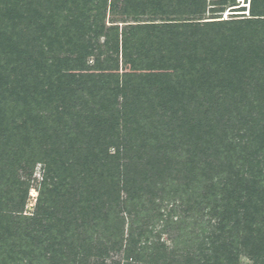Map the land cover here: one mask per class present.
I'll list each match as a JSON object with an SVG mask.
<instances>
[{
    "label": "trees",
    "instance_id": "obj_1",
    "mask_svg": "<svg viewBox=\"0 0 264 264\" xmlns=\"http://www.w3.org/2000/svg\"><path fill=\"white\" fill-rule=\"evenodd\" d=\"M21 1L32 5L30 41L16 30L24 14L18 6L0 14V264L44 256L69 264L77 248L80 264L121 249L131 261L124 264H148L145 247L135 252L133 240L149 226L143 216L167 204L174 206L166 224L199 249L186 264H236L237 253L201 249L208 241L216 248L220 238L204 229V217L210 225L218 216L210 203L245 216L249 256L264 264V53L257 35L239 31L244 22L223 23L228 33L219 36L214 22L102 21L107 10L170 15L165 0H115L120 8L112 0ZM175 4L187 9L181 14L204 7ZM37 163L44 172L26 214L27 178ZM110 213L126 233L116 227L103 245ZM213 224L227 226L225 219Z\"/></svg>",
    "mask_w": 264,
    "mask_h": 264
},
{
    "label": "rangeland",
    "instance_id": "obj_2",
    "mask_svg": "<svg viewBox=\"0 0 264 264\" xmlns=\"http://www.w3.org/2000/svg\"><path fill=\"white\" fill-rule=\"evenodd\" d=\"M108 4L110 3L111 0H107ZM160 1V0H157ZM176 1H181V0H165L164 5L167 6L171 12L170 15H153L147 11L144 12V15H139V16H134V18H128L125 15L118 14L115 12H110L107 10L105 17H103L102 21L105 23L106 26H111V25H118L122 26L125 24H132V21H139L137 24H156V23H162L165 21H161L164 19H171V20H176L172 21L173 23H187V22H192V23H200L198 25H202V23L205 22H214L215 24H219V27H215L216 29L214 30V34H219V36L227 34L228 31H226L225 27L227 25H223V23H230V22H244L242 24H239L238 30L241 31V27L245 29V33L247 34H254L257 35L258 37V42H257V51L261 54L264 53V20H245V19H258L261 17L264 18V0H183L187 3V5H190V3L194 2H201L203 4V12L201 14H181L179 11L181 9H184L187 11L186 8H176ZM29 1L20 2L18 1H10L8 0H0V14L2 16H6L5 10L7 6H18L19 11L18 12H23L24 14L22 15V21L20 22V25L16 27V30L21 33V35L27 38L28 41H30L31 37H27V26H28V21L27 20L29 17L31 18L33 15V10L30 8L31 6H27V3ZM112 2H115V6L120 8L121 6L119 3L115 0H112ZM120 6V7H119ZM166 8V7H165ZM253 10V11H252ZM121 11V9H120ZM182 11V10H181ZM17 12V13H18ZM151 12V11H150ZM178 14H175V13ZM183 13H185L183 11ZM252 15H257L252 17ZM6 18V17H5ZM5 18H3L5 20ZM246 21V23H245ZM251 21V22H250ZM1 25L3 24V20L0 19ZM134 23V22H133ZM249 24V25H248ZM203 27V26H201ZM200 27V28H201ZM207 28V27H203ZM37 42V41H36ZM99 42H103V38L99 39ZM90 63L92 60H89ZM44 164L43 163H37L35 164L32 174L27 180H29V190H28V198L26 201V206L24 207V213L26 214H31L34 209V205L36 202V198L38 195L39 191V185L40 181L44 172ZM19 175L21 176V180H26L25 173L22 171L18 172ZM246 200V199H245ZM244 200V202H245ZM219 203V202H218ZM166 208L158 210H152L154 215H159L157 212H160L162 214V217L160 218H155L152 219L150 217V207H148L149 212L146 213L143 216V226L145 223L149 226H144L142 229V234L141 236H135L133 240L132 247L135 249V252H140L142 251L143 247V255H144V261H147L148 264H186V259L190 258V261H192L195 257V255L199 252V249H196L195 245H192L189 243L188 245H184L182 239H180L181 231L177 232L175 231V228L169 224H166V222L170 221L169 218H171L170 213V208L171 206H174L172 204H167ZM210 208L215 210L216 218H212L210 220V225H209V216L206 219V217L203 218V221H205V226L204 229L206 232L209 233V231H213V233H219L220 238L217 240V247L212 248L211 242H205L201 249L203 251H218L220 254H225L227 255L228 258L232 257L234 253L238 254V260L236 264H253V261L251 260L249 256V252L252 250V245L246 240L249 232H250V226L246 224V218L244 214L243 218H239V215H233V213H224V209L220 205H213L210 203L209 205ZM141 212V211H140ZM142 213V212H141ZM144 214V213H142ZM141 214V215H142ZM200 215V214H198ZM185 216V213H184ZM262 217H264V212ZM104 218V217H103ZM106 218V217H105ZM113 218L112 213L108 214L107 219L105 220V224H102L101 229L103 230V235L100 237L99 242L101 244L106 245L112 240V234H114L113 229L116 227H120L122 229V224H117V223H111L109 220ZM176 218L173 217L174 221ZM222 219H225L226 222V227L223 230H215L214 226L219 220L221 221ZM263 218H261L262 221ZM199 221V220H198ZM208 221V222H207ZM213 224V225H212ZM213 229H212V226ZM126 228L127 226H124V236L126 233ZM136 231V230H135ZM135 234H138L135 232ZM184 232L189 231V228L186 226V228L183 230ZM207 233V235H208ZM123 236V237H124ZM258 239V237H257ZM207 240V239H206ZM108 241V242H107ZM256 242V241H255ZM120 243V242H119ZM200 243V242H199ZM198 243V244H199ZM254 243V242H253ZM98 244L97 241H94V245ZM111 245L104 246L105 249H109ZM119 248V247H118ZM117 248V249H118ZM124 248V247H123ZM106 250V251H107ZM119 251V252H117ZM117 251H112L109 250L108 252L103 255V260H98L94 259L93 257L86 260L87 257H84V263L86 264H116L117 262H120V264L124 263H131L130 260H127L126 262V255L123 253V249L117 250ZM80 251L72 249V251H69V255L72 257V259L69 261V264H80L81 259L79 255ZM12 259L14 256H8L7 254L3 253L2 258H7ZM45 260L42 258L35 259L34 257H31L30 259H27L24 261L25 264H51L46 261V257L44 256ZM99 262V263H98ZM101 262V263H100ZM22 262V264H24ZM82 263V264H84ZM8 264H14L12 262H8Z\"/></svg>",
    "mask_w": 264,
    "mask_h": 264
}]
</instances>
